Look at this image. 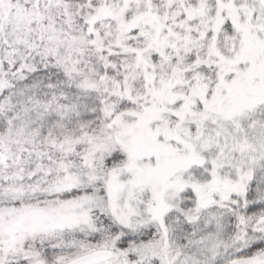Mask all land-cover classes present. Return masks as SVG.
Instances as JSON below:
<instances>
[{"label":"snow or ice","instance_id":"obj_1","mask_svg":"<svg viewBox=\"0 0 264 264\" xmlns=\"http://www.w3.org/2000/svg\"><path fill=\"white\" fill-rule=\"evenodd\" d=\"M0 264H264V0H0Z\"/></svg>","mask_w":264,"mask_h":264}]
</instances>
